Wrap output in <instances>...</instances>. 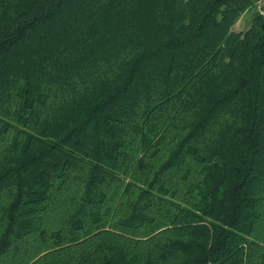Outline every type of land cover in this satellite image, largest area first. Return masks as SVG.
<instances>
[{
	"label": "trees",
	"instance_id": "obj_1",
	"mask_svg": "<svg viewBox=\"0 0 264 264\" xmlns=\"http://www.w3.org/2000/svg\"><path fill=\"white\" fill-rule=\"evenodd\" d=\"M0 0V264H264V4Z\"/></svg>",
	"mask_w": 264,
	"mask_h": 264
},
{
	"label": "rangeland",
	"instance_id": "obj_2",
	"mask_svg": "<svg viewBox=\"0 0 264 264\" xmlns=\"http://www.w3.org/2000/svg\"><path fill=\"white\" fill-rule=\"evenodd\" d=\"M264 4V0H260L257 5L252 10L245 11L240 18L237 20V22L233 25V30L235 31H243L247 28V22L249 23V19L252 16V13L254 11H260L261 6ZM261 14H263V11H260Z\"/></svg>",
	"mask_w": 264,
	"mask_h": 264
}]
</instances>
